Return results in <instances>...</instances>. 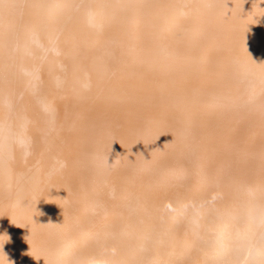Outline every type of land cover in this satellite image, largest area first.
<instances>
[{
	"label": "bare ground",
	"instance_id": "bare-ground-1",
	"mask_svg": "<svg viewBox=\"0 0 264 264\" xmlns=\"http://www.w3.org/2000/svg\"><path fill=\"white\" fill-rule=\"evenodd\" d=\"M0 264H264V0H0Z\"/></svg>",
	"mask_w": 264,
	"mask_h": 264
}]
</instances>
